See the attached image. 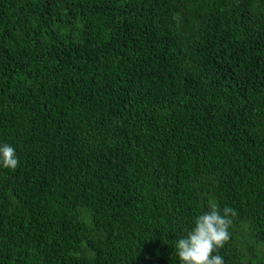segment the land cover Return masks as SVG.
Masks as SVG:
<instances>
[{
	"label": "trees",
	"instance_id": "trees-1",
	"mask_svg": "<svg viewBox=\"0 0 264 264\" xmlns=\"http://www.w3.org/2000/svg\"><path fill=\"white\" fill-rule=\"evenodd\" d=\"M3 143L0 264H264V0H0Z\"/></svg>",
	"mask_w": 264,
	"mask_h": 264
},
{
	"label": "clouds",
	"instance_id": "clouds-1",
	"mask_svg": "<svg viewBox=\"0 0 264 264\" xmlns=\"http://www.w3.org/2000/svg\"><path fill=\"white\" fill-rule=\"evenodd\" d=\"M18 165L15 148L8 143L0 144V167L15 170ZM236 215L232 207L221 208L215 201H209L207 210L195 216L191 228L175 241L180 264H224L218 250L230 240L229 228Z\"/></svg>",
	"mask_w": 264,
	"mask_h": 264
}]
</instances>
